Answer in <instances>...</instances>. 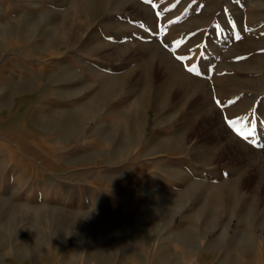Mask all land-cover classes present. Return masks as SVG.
Masks as SVG:
<instances>
[{
  "label": "rangeland",
  "instance_id": "1",
  "mask_svg": "<svg viewBox=\"0 0 264 264\" xmlns=\"http://www.w3.org/2000/svg\"><path fill=\"white\" fill-rule=\"evenodd\" d=\"M0 264H264V0H0Z\"/></svg>",
  "mask_w": 264,
  "mask_h": 264
},
{
  "label": "crops",
  "instance_id": "2",
  "mask_svg": "<svg viewBox=\"0 0 264 264\" xmlns=\"http://www.w3.org/2000/svg\"><path fill=\"white\" fill-rule=\"evenodd\" d=\"M194 185H192V187H193ZM219 199H226V200H228V202H232V198H231V195L229 194V195H227L226 194V192L224 191V190H220L216 195H214V196H212L211 197V200H219ZM243 218H244V220H246L248 217H247V215H243ZM262 239L260 238V243H262Z\"/></svg>",
  "mask_w": 264,
  "mask_h": 264
},
{
  "label": "snow or ice",
  "instance_id": "3",
  "mask_svg": "<svg viewBox=\"0 0 264 264\" xmlns=\"http://www.w3.org/2000/svg\"><path fill=\"white\" fill-rule=\"evenodd\" d=\"M158 15H159V13H158ZM178 59L184 60L185 57H178ZM187 70H188L189 72H196V68H195V66L190 67V68H188ZM196 74L199 75L198 72H196ZM217 103L219 104L220 102L217 101ZM228 123H229V126L232 127V126L235 124V121H231V120H229ZM254 126H255V125H254ZM245 139H247V137H245Z\"/></svg>",
  "mask_w": 264,
  "mask_h": 264
}]
</instances>
